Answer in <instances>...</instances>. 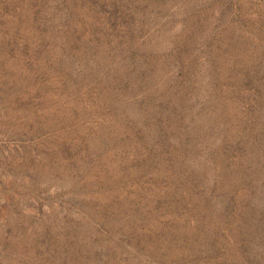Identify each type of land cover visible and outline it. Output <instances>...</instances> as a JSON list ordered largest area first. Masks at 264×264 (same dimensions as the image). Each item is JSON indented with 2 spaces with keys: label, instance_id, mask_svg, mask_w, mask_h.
<instances>
[{
  "label": "rangeland",
  "instance_id": "obj_1",
  "mask_svg": "<svg viewBox=\"0 0 264 264\" xmlns=\"http://www.w3.org/2000/svg\"><path fill=\"white\" fill-rule=\"evenodd\" d=\"M0 264H264V0H0Z\"/></svg>",
  "mask_w": 264,
  "mask_h": 264
}]
</instances>
